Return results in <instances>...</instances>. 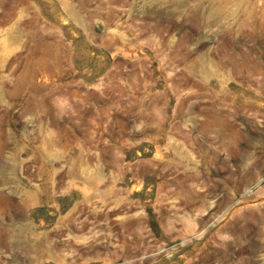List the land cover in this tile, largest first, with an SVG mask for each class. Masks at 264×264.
<instances>
[{
	"label": "rangeland",
	"instance_id": "obj_1",
	"mask_svg": "<svg viewBox=\"0 0 264 264\" xmlns=\"http://www.w3.org/2000/svg\"><path fill=\"white\" fill-rule=\"evenodd\" d=\"M263 203L264 0H0V264H264Z\"/></svg>",
	"mask_w": 264,
	"mask_h": 264
},
{
	"label": "bare ground",
	"instance_id": "obj_2",
	"mask_svg": "<svg viewBox=\"0 0 264 264\" xmlns=\"http://www.w3.org/2000/svg\"><path fill=\"white\" fill-rule=\"evenodd\" d=\"M168 180V179H167ZM180 182H181V180H180ZM250 196V195H249ZM251 198V197H250ZM191 201V200H190ZM264 204V203H263ZM252 206V205H251ZM220 207V206H219ZM253 207H255V206H253ZM263 209V208H262ZM260 210V209H259ZM223 211V210H222ZM223 214V213H222ZM224 223V222H223ZM123 224V223H122ZM227 224V223H226ZM228 225V224H227ZM226 225V226H227ZM234 227V226H233ZM133 231V230H132ZM226 234V233H225Z\"/></svg>",
	"mask_w": 264,
	"mask_h": 264
}]
</instances>
